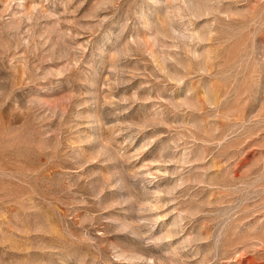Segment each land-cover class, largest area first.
Listing matches in <instances>:
<instances>
[{
    "label": "rangeland",
    "instance_id": "rangeland-1",
    "mask_svg": "<svg viewBox=\"0 0 264 264\" xmlns=\"http://www.w3.org/2000/svg\"><path fill=\"white\" fill-rule=\"evenodd\" d=\"M0 264H264V0H0Z\"/></svg>",
    "mask_w": 264,
    "mask_h": 264
}]
</instances>
